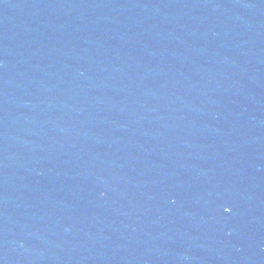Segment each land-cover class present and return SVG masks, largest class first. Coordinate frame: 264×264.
Returning <instances> with one entry per match:
<instances>
[{
  "label": "water",
  "instance_id": "95a60500",
  "mask_svg": "<svg viewBox=\"0 0 264 264\" xmlns=\"http://www.w3.org/2000/svg\"><path fill=\"white\" fill-rule=\"evenodd\" d=\"M0 264H264V0H0Z\"/></svg>",
  "mask_w": 264,
  "mask_h": 264
}]
</instances>
